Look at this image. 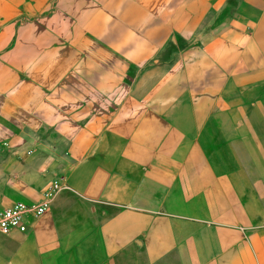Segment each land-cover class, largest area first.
Returning <instances> with one entry per match:
<instances>
[{"label":"crops","instance_id":"1","mask_svg":"<svg viewBox=\"0 0 264 264\" xmlns=\"http://www.w3.org/2000/svg\"><path fill=\"white\" fill-rule=\"evenodd\" d=\"M250 99L264 0H0V264H264Z\"/></svg>","mask_w":264,"mask_h":264},{"label":"built area","instance_id":"2","mask_svg":"<svg viewBox=\"0 0 264 264\" xmlns=\"http://www.w3.org/2000/svg\"><path fill=\"white\" fill-rule=\"evenodd\" d=\"M30 154V153H29ZM62 188L55 182L44 194L41 203L26 204L16 203L12 207L0 212V233L11 235L13 233H27L32 220H36L45 215L56 196Z\"/></svg>","mask_w":264,"mask_h":264},{"label":"rangeland","instance_id":"3","mask_svg":"<svg viewBox=\"0 0 264 264\" xmlns=\"http://www.w3.org/2000/svg\"><path fill=\"white\" fill-rule=\"evenodd\" d=\"M212 115L216 116H247V117H264V107L259 106L257 103H254L253 100L246 101V107L245 108H236V107H229V108H218L215 109L212 112ZM261 130V138H262V148H264V125L258 126ZM264 158H262V171L260 174H256V176H259L260 179V190L262 197H264ZM6 236L9 235H1L0 234V250H11L15 246H18L22 243L21 241H11Z\"/></svg>","mask_w":264,"mask_h":264}]
</instances>
